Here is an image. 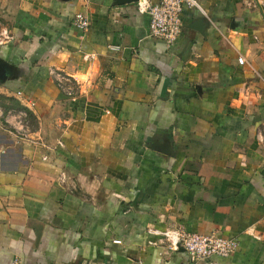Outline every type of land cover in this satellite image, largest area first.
<instances>
[{
    "label": "crops",
    "instance_id": "crops-1",
    "mask_svg": "<svg viewBox=\"0 0 264 264\" xmlns=\"http://www.w3.org/2000/svg\"><path fill=\"white\" fill-rule=\"evenodd\" d=\"M114 1L16 0L0 45V264H194L175 230L238 241L195 264H264V0H199L204 30L185 9L171 47L138 3ZM13 100L39 127L7 116Z\"/></svg>",
    "mask_w": 264,
    "mask_h": 264
},
{
    "label": "built area",
    "instance_id": "built-area-1",
    "mask_svg": "<svg viewBox=\"0 0 264 264\" xmlns=\"http://www.w3.org/2000/svg\"><path fill=\"white\" fill-rule=\"evenodd\" d=\"M138 6L142 13L150 16V36L163 40L168 47L173 46L183 32L182 13L185 9L196 10L207 17V12L199 0H158L156 3L140 0ZM73 23L81 30L90 27V20L84 13H77ZM9 36L6 31V36L0 38V45ZM238 63L243 65L244 58L239 57ZM163 235L172 249L185 251L194 264L214 256L229 258L237 251L239 245L234 238H225L216 234H196L175 230L167 231ZM13 264H21V262L16 259Z\"/></svg>",
    "mask_w": 264,
    "mask_h": 264
},
{
    "label": "rangeland",
    "instance_id": "rangeland-1",
    "mask_svg": "<svg viewBox=\"0 0 264 264\" xmlns=\"http://www.w3.org/2000/svg\"><path fill=\"white\" fill-rule=\"evenodd\" d=\"M16 0H0V38L3 39V37L6 36V31L11 36L10 27H11V21L13 17V13L16 9ZM1 100L2 97L0 96V106H1ZM4 100V99H3ZM2 100V101H3ZM3 105H6L9 109L7 113V116H14L16 113L23 112V118L28 121V124L24 123L25 128L27 126L31 128L32 130L36 129V127H39V124L37 123V119L33 117V115L30 114L25 108L22 109L21 106H19L14 100L13 101H7V104L3 102ZM17 111V112H16ZM4 116V115H3ZM1 121V120H0ZM1 125H4V129L6 126H13L12 123H4L1 121ZM12 129V128H10Z\"/></svg>",
    "mask_w": 264,
    "mask_h": 264
},
{
    "label": "water",
    "instance_id": "water-1",
    "mask_svg": "<svg viewBox=\"0 0 264 264\" xmlns=\"http://www.w3.org/2000/svg\"><path fill=\"white\" fill-rule=\"evenodd\" d=\"M68 1V0H64ZM140 0H115L114 5L115 6H121L125 4H132V3H138ZM200 19H197L195 22H193L192 26H190L193 29H196L200 32L204 30V26H206V18L204 16H200ZM12 66L5 63L3 60L0 59V82H4L8 79V72L11 69ZM152 150H155L157 152H161L163 154H171L169 146L167 144H161L158 146L157 144H153L150 146Z\"/></svg>",
    "mask_w": 264,
    "mask_h": 264
},
{
    "label": "trees",
    "instance_id": "trees-1",
    "mask_svg": "<svg viewBox=\"0 0 264 264\" xmlns=\"http://www.w3.org/2000/svg\"><path fill=\"white\" fill-rule=\"evenodd\" d=\"M25 95H27L26 93H25ZM41 159H43V156H45V155H47V159L44 161V162H48L49 161V150L48 149H42L41 150Z\"/></svg>",
    "mask_w": 264,
    "mask_h": 264
}]
</instances>
